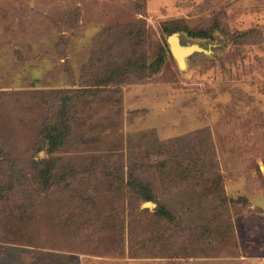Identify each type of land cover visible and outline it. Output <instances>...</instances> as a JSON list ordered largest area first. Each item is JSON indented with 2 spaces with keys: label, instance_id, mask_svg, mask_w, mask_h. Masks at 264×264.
Listing matches in <instances>:
<instances>
[{
  "label": "rangeland",
  "instance_id": "1",
  "mask_svg": "<svg viewBox=\"0 0 264 264\" xmlns=\"http://www.w3.org/2000/svg\"><path fill=\"white\" fill-rule=\"evenodd\" d=\"M0 264H264V0H0Z\"/></svg>",
  "mask_w": 264,
  "mask_h": 264
},
{
  "label": "trees",
  "instance_id": "2",
  "mask_svg": "<svg viewBox=\"0 0 264 264\" xmlns=\"http://www.w3.org/2000/svg\"><path fill=\"white\" fill-rule=\"evenodd\" d=\"M248 35H251V32L248 33ZM161 62L162 61L159 60L158 64H160ZM156 71H157V68L154 70V72H156ZM142 78H144V77H138V80H141ZM123 82H124L123 79H119L118 81H115L114 84H121ZM49 140L52 144H55V142L58 141V138H55L52 135H50ZM135 170L136 169H134V171H133V169L130 168V172L127 174L126 189L128 190L129 193L134 194V196L139 200V202H140L139 204H141L142 202H148V201L156 202L157 198L154 194V187L152 185V181H149L145 178L140 177L139 175L136 174ZM187 171H190V170H187ZM185 175L186 176L184 177V179H187V176L189 178V173L185 174ZM203 175H204V173H203ZM34 179L38 180L37 185L39 187H38V189H33V199L29 202L30 207L31 206L35 207L34 205L37 202V199L40 196H42L46 192V190H48L50 188V186H51L50 182L52 180H56V177L54 175H52L50 168H45L44 170H40L39 172H37ZM219 179H220V177L217 176L216 180L212 181L210 183V185H212V186L215 185L214 190H211V188H209V189L204 188V191H207L204 193V196H205V198L211 196V200L212 199L216 200L215 197L216 198L218 197L217 200H219L221 204H224V203H226V200L220 199V195H219L220 194ZM204 196H202V197H204ZM22 206L23 205H21V208H22ZM132 210H133V208L130 207L129 211H131V212H130V214H128L129 219H128V223H127L128 226H130V227L134 224H136V226H142L141 222L143 220L144 221L150 220V219L153 220V218H158V216H159L158 212H155V213H152L151 215H148L149 210L144 209L142 211H137L138 213L135 216L138 218L133 219V218H131V213L133 212ZM160 213L163 216L162 218L166 219L167 221H174V218L172 217V215L170 214V212L168 210L161 209Z\"/></svg>",
  "mask_w": 264,
  "mask_h": 264
},
{
  "label": "water",
  "instance_id": "3",
  "mask_svg": "<svg viewBox=\"0 0 264 264\" xmlns=\"http://www.w3.org/2000/svg\"><path fill=\"white\" fill-rule=\"evenodd\" d=\"M168 43L170 45L171 54L177 62L179 68L185 67L186 58L194 52H203L197 45L192 46H181L178 38L176 36H172L168 39ZM178 47L180 50L176 51L175 47ZM206 53V51H204Z\"/></svg>",
  "mask_w": 264,
  "mask_h": 264
},
{
  "label": "bare ground",
  "instance_id": "4",
  "mask_svg": "<svg viewBox=\"0 0 264 264\" xmlns=\"http://www.w3.org/2000/svg\"><path fill=\"white\" fill-rule=\"evenodd\" d=\"M175 49H176V51H179L180 50L177 46L175 47Z\"/></svg>",
  "mask_w": 264,
  "mask_h": 264
}]
</instances>
